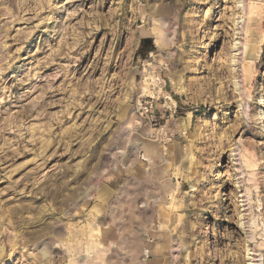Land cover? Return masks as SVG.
Returning a JSON list of instances; mask_svg holds the SVG:
<instances>
[{
  "label": "rangeland",
  "instance_id": "1",
  "mask_svg": "<svg viewBox=\"0 0 264 264\" xmlns=\"http://www.w3.org/2000/svg\"><path fill=\"white\" fill-rule=\"evenodd\" d=\"M260 92L264 0H0V264H264Z\"/></svg>",
  "mask_w": 264,
  "mask_h": 264
},
{
  "label": "bare ground",
  "instance_id": "2",
  "mask_svg": "<svg viewBox=\"0 0 264 264\" xmlns=\"http://www.w3.org/2000/svg\"><path fill=\"white\" fill-rule=\"evenodd\" d=\"M235 47V46H234ZM232 49H230L229 51H231ZM238 52V51H237ZM237 57V56H236ZM261 96H260V103L257 105L258 107L262 108L264 106V95L262 92H260ZM227 192H224L223 195H226ZM223 198V197H222ZM201 237L202 238H206V242H205V247L207 248H211V240L209 238L210 236V229L208 226V219L207 217L204 215L202 217V222H201ZM207 257L209 259H215V253L213 252V250H209V252L207 253Z\"/></svg>",
  "mask_w": 264,
  "mask_h": 264
}]
</instances>
